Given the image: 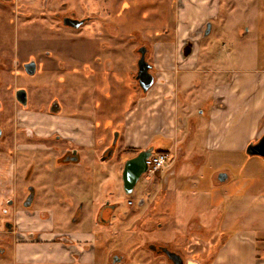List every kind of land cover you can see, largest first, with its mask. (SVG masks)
<instances>
[{
    "label": "rangeland",
    "instance_id": "rangeland-1",
    "mask_svg": "<svg viewBox=\"0 0 264 264\" xmlns=\"http://www.w3.org/2000/svg\"><path fill=\"white\" fill-rule=\"evenodd\" d=\"M35 1L42 4L43 0ZM50 1L54 4L56 0ZM218 2H221L224 11H221L217 18H213L212 28L205 35L206 24L199 23L201 19L195 18L194 14L189 16V23L182 27V38L189 40L187 51L192 50L191 45L195 46L197 38L201 37L197 47L199 70L179 68L177 71L178 74L180 73V79L185 76L191 86L179 83L177 79L176 88L167 85L163 87L164 89L159 87L156 68L164 65L165 62H161V59L166 61L169 57L157 58L158 52H155V47L158 43L174 42L176 6H179V3L181 6L179 11L182 13L184 11L181 8L184 4L204 7L205 0H130V7L124 10L125 16L122 17L121 11L116 10L113 19L116 33L110 38L111 48L108 52L113 61L110 73L99 69L94 86L88 83L85 88L79 83L76 88L68 87L63 90V103L67 112L76 113L78 108L75 103L76 101L79 103V100H81L80 111L84 106L87 112H93L91 108L95 105V113L82 111L83 113L81 112L78 117L90 121L89 123H93L97 128L93 137L97 148L89 147L93 146L92 143L85 148L87 152L84 153L80 163L68 165L58 163L56 156L59 150L56 144L52 143L50 149H33L25 146L14 152L16 187L13 198L16 200L18 210H23L29 216V218L24 216L27 220L36 211L48 210L53 216L50 222L54 226L51 230L72 235L77 232L89 234L94 237L93 243L98 255L105 256L114 251L122 255L125 264L146 263L153 257L161 262H170L164 253L154 251L149 245H165L184 260L189 258L202 262L205 256H208L206 260H209L210 255L217 248L208 247L207 242L209 239L212 241V234L220 225L218 222L220 214L217 210H222L221 204H218L217 210L210 212L212 200L216 190L222 186L230 187V182L216 185L215 179H212L215 169L210 168L211 165L207 162L200 167L194 165V153L186 151L176 159L177 163L170 162L175 160L173 132L177 131L174 129L178 124L177 113L181 116L184 112L183 108L190 106L195 112L190 121H195L202 115L199 111L204 109L206 111L210 105L206 102L210 88V86L207 88V85L212 84L214 79L212 75H204L203 79L204 73L201 71L203 68L210 70H216L217 67L238 68L243 63H251L252 60L261 65L262 57L253 58V55L259 53L257 51L259 46L264 50V0H218ZM207 4L210 7V3ZM3 22H0V34L3 35V40L0 42L6 43L4 35L8 34L9 37L6 38L8 45L13 47L16 44L21 50L15 51L14 56L18 55L23 59L27 51L28 31H23L21 37L10 36L14 31L6 20ZM240 27L249 29V33L243 38L237 34V29ZM20 38L25 39L20 40ZM75 38L74 34L63 37V42L69 40L68 43H64L63 49L70 48L73 50V55L80 57L83 53L86 56L89 52V48H86L87 42L81 44ZM184 39L181 44L184 43ZM141 44L147 47L146 60L152 65L150 72L156 79L146 93L136 87L134 80L139 57L137 51ZM149 46L152 48L151 51L148 50ZM10 70L15 72L14 69L8 71ZM40 75L45 81L50 80L51 84L55 82L53 72ZM195 81L200 83L196 85ZM14 89L12 84L1 87L0 99L2 98L3 102H11ZM45 89L43 91L50 95V98L58 97L55 88ZM0 115L4 130L3 137H6L10 133L11 126V116L6 104ZM189 124L187 123L188 126ZM116 133H120L115 144L116 151L109 161H101L102 149H97L109 143L113 144ZM21 138H23L21 141L27 143L34 142L23 136ZM100 140L102 143H99ZM202 140L200 133L191 136V142L200 150H203ZM149 141L155 149L170 152L172 156H168L166 165L152 178L147 179L146 174L142 176L133 192L128 195L123 190L121 175L124 162L133 153L121 155L118 152L126 146H133L132 150H143L141 147ZM66 146L75 148L79 144L74 142L69 145L63 140V150ZM173 174L175 177H171ZM194 175L200 180L198 187L192 184L191 176ZM168 178L174 179V182H170ZM187 182L191 183L186 184ZM30 188H33L36 197L33 207L29 210L23 207V202ZM130 200L132 203H129ZM8 202V200H0V210L7 209ZM104 202L115 205L113 217L108 224L97 222ZM46 219L50 220L51 217ZM9 221L13 226L19 225L16 216L11 217ZM194 222L198 224L196 228ZM3 235L5 236V232ZM194 238H200L203 243L199 244L198 241L197 245L193 242ZM2 243L6 251L0 255V264H11L12 245L0 241V244ZM194 249H200L201 255L189 253Z\"/></svg>",
    "mask_w": 264,
    "mask_h": 264
},
{
    "label": "crops",
    "instance_id": "crops-1",
    "mask_svg": "<svg viewBox=\"0 0 264 264\" xmlns=\"http://www.w3.org/2000/svg\"><path fill=\"white\" fill-rule=\"evenodd\" d=\"M206 1L204 7L197 4L195 7L184 4V7L181 8L184 11L182 13L179 11L181 7L179 3V6H176L177 21L174 42H163L156 45L157 58L169 57L166 61L161 59V62H165L164 65L156 68L161 89H164L163 87L167 85L176 88L177 79L179 83L182 82L184 85L191 86L185 76L180 79V73L178 74L177 71H179V68L199 70L197 68V47L201 37L197 38L196 47L191 40L190 43L193 49L187 51L189 40L182 38V27H185L184 24L189 23V16L194 14L196 15L195 18L201 19L199 23L206 24V27L209 26L208 28L205 27V35L212 28L213 18H217L220 12L224 11L221 2H218V0ZM207 3H210V7ZM194 24H196L195 21ZM248 33L249 29L247 28L240 27L237 29L240 38L245 37ZM183 39L184 43L181 44ZM150 49L152 50L149 46L148 50ZM257 51L262 55L257 53L253 55V58L261 56V65L254 63L252 60L251 63H243L238 68L220 69L217 67L216 70L203 68L201 70L204 73L203 79L204 75H212L214 79L212 84L209 85L208 83L207 85V88L209 86L210 88L206 102L210 105L206 111L205 109L199 111L202 115L200 118H196L195 121H190L193 113H195L190 106L183 108L184 112L181 116L177 113L178 124L174 126L177 131L173 132L175 139V156L173 157L175 160L170 162L175 163L181 154L188 151L195 154L194 165L200 167L201 164L207 162L211 165L210 168L215 169L212 179H215L216 185L230 182V187L222 186L217 189L212 200L210 212L216 211L218 204L222 206L221 211L220 209L217 210L220 214L218 221L220 225L213 232L212 241L209 239V242H207L208 247L217 248L216 251L210 255L208 261L206 260L208 256H205L202 262L189 258L184 260L182 257L183 264H264V158L249 156L245 152L246 146L250 142L258 140L264 133V50L259 46ZM164 53L166 54L164 55ZM191 55L193 57H190ZM155 81L154 77V83ZM199 83V81H195L196 85ZM205 83L204 85H206ZM75 104L81 108L77 101ZM82 107L81 112L88 111L84 106ZM78 116L64 113L63 122L67 124L65 130L68 135L75 137L76 141L74 142L79 144L78 147L73 148L72 152L79 154L82 160L84 153L87 152L85 148L94 141V130L89 132L92 123ZM187 123H190L189 126ZM195 133H200L203 138L201 145L203 150H200L195 143L191 142V136ZM148 144H151V141L143 146ZM89 147L94 148V146ZM166 153L169 154L170 152ZM15 162L10 152L0 149V200L10 199L9 202L13 200V203L7 207L8 213L0 210V234L4 232V223L6 221L10 222L9 219L14 217L15 212L17 220L27 215L24 211L18 210L16 200L13 198L16 187ZM68 164L70 163H63V165ZM64 167L69 168V166ZM204 168L206 169V167ZM220 175L225 176L223 181L219 179ZM171 177H175L174 174ZM178 177L183 178L185 176ZM191 178L194 187H198L200 180H197L195 175ZM196 181L197 183H195ZM170 182L173 183L174 179H171ZM190 183L187 182L186 184ZM52 217L51 215V219L46 220L44 224V227L50 228L42 236L44 243L30 240L13 242L11 264H125V259L120 253L112 251L107 255L105 254V256L98 255L93 243L94 237L89 236V234L80 232L74 233V235L63 233L62 243L57 238L61 236L59 235L60 232L51 230L54 226V224H51ZM26 221L28 222V220ZM26 221L25 225L27 224ZM193 224L194 228L198 226L197 222ZM31 227L32 229L38 228V225L31 223ZM194 239L193 242L195 243L198 241L199 244L203 243L200 238ZM200 252V249H194L189 253L201 255ZM117 254H120V257L118 256V260L113 261V256ZM170 262H161L153 257L148 259L146 263L140 264H171Z\"/></svg>",
    "mask_w": 264,
    "mask_h": 264
},
{
    "label": "flooded vegetation",
    "instance_id": "flooded-vegetation-1",
    "mask_svg": "<svg viewBox=\"0 0 264 264\" xmlns=\"http://www.w3.org/2000/svg\"><path fill=\"white\" fill-rule=\"evenodd\" d=\"M129 7L130 0H56L54 4H52L50 0H43L42 4H39L35 0L28 2L21 0H0V22L6 20L8 25L11 26L14 33L10 34V36L21 37L23 31H28L27 51L23 59L19 58L18 55L14 56L15 51L20 52L21 50L20 47H16V44H14L13 47L8 45V40L6 39L7 36L9 37L8 34L4 35L6 37L4 38L6 43L3 44V41L0 42V90L4 85L12 84L15 87L11 102H3L2 98L0 99V111L6 104L11 116L10 133H8L6 137H3L4 130L1 122L2 117L0 115L1 150L10 152L15 160L14 152L20 147L27 146L33 149H50L52 143L54 145L56 144L55 146L59 150V154L56 156L58 163L63 164L70 158L77 159L78 155L76 152H72L73 148L66 146L63 150V140L67 141L69 145L76 141V138L69 136L65 130V125L67 124L63 122V115L64 113L69 114L70 112H67V109L64 107L63 90L68 87L76 88L79 83L81 87H85L88 83L94 86L95 76L99 69L108 74L110 73L113 61L108 52L111 48L110 38H113L116 33V28L113 26V19L116 16L115 12L119 9L123 17L125 16L124 10ZM65 21L74 23L81 22V24L79 27H73L65 25ZM208 25L209 23L207 26ZM72 34L75 35V40L81 42V44L87 42L86 48H89V52L86 56L82 53L79 57L78 55H73V50L70 48L63 49L64 43H68L69 41L66 40L63 42V37H68ZM24 39L25 38H20V40ZM0 40H3L2 34H0ZM140 46L143 45L141 44ZM137 52L139 54V59L140 53L139 51ZM30 64L31 67L34 68L33 73L27 72V70H30L27 66ZM9 69H14L15 72L11 70L8 71ZM137 71L138 67L134 74V80L136 82V87L142 91L136 79ZM47 72H53L55 74V82L53 84H51L52 82H50V80L45 81L42 79L40 75ZM14 74L16 77H14ZM47 84L48 86H46ZM46 87L55 88L56 94H59L58 97L50 98V95L48 96L43 91L46 90ZM20 89L26 92L25 103L20 102L17 98V91ZM0 97H2L1 92ZM80 102L81 100H79V103ZM93 107L91 111H94L87 113H95V105ZM77 108L78 110L76 113H70V115L78 116L81 114L78 106ZM91 125L92 127L89 128L88 131L94 130V137L97 128L94 127L95 125H93V123ZM21 136L34 142L27 143L21 141L23 140ZM119 137L120 133H116L113 144L110 145L109 143L97 149H102V154L100 156L101 161H109L111 159L113 152L116 151L115 144ZM95 142L94 139L93 146L97 148ZM100 142L102 143V140H100L99 143ZM132 148V146H126L124 149L119 150L118 154L122 155L132 152L133 155L129 158L132 159L141 151L149 150V158L153 153L160 151L159 149H155L151 144L141 147L143 150H132ZM80 161L81 157L78 156L77 163H80ZM127 161L124 162V165ZM29 175L30 172L28 173V177ZM144 175L145 173H143L140 178ZM14 177L16 181V175ZM35 197L33 188H30L23 202V207L30 210L33 207ZM145 199L146 198H143V200ZM12 203L13 200L8 202V204ZM114 210V204L104 202L97 218L98 223L108 224L113 216ZM2 211L6 213L9 212L5 208H3ZM39 213L44 214L40 215ZM13 216H16V212ZM47 216L51 217L48 210H39L30 216L28 222L24 216L21 218L18 217L19 225L17 226H13L11 222L6 221L4 223L5 236L1 233L0 237H2V239L0 241L8 245H12L15 241L23 240L44 243L42 236L50 229L44 227L47 220L46 218H50ZM27 217L29 218V216ZM44 217L45 219H43ZM25 221L27 222L26 225ZM31 223H36L38 228L32 229ZM59 235L61 236L57 238L63 243V233ZM3 244L4 243L0 244L1 254L5 253ZM149 247L153 248L151 245H149ZM162 247L166 246L155 245V249L153 248V250L161 252L160 249ZM118 256V254L113 256V261L118 258Z\"/></svg>",
    "mask_w": 264,
    "mask_h": 264
},
{
    "label": "water",
    "instance_id": "water-1",
    "mask_svg": "<svg viewBox=\"0 0 264 264\" xmlns=\"http://www.w3.org/2000/svg\"><path fill=\"white\" fill-rule=\"evenodd\" d=\"M65 25L73 26V27H79L81 22H70L65 21ZM140 58L137 61V76L136 79L138 80V84L143 92H147L152 85L154 84V76L150 72V69L152 65L146 60V47L141 46L139 48ZM27 68H30V70H27L28 73H33L34 68L31 67V64L27 66ZM17 98L20 102L25 103L26 102V92L23 89H20L17 91ZM245 152L249 156H259L264 158V133L256 140L255 142H250L245 149ZM77 154V153H76ZM150 154L149 150L141 151L137 156H135L132 159H129L122 170V184H123V190L126 194H131L140 178V176L146 172L147 170V164L146 159L148 158ZM79 156V154H77ZM78 156L76 158H70L67 159V162L71 163H77ZM223 175L219 176V179L221 181L224 180ZM141 204V201L139 202ZM155 249V246H153ZM162 253H164L168 259L171 261L172 264H183L182 257L174 252L169 250L167 247H162L160 249ZM2 251L0 250V254ZM118 260V258H116Z\"/></svg>",
    "mask_w": 264,
    "mask_h": 264
},
{
    "label": "built area",
    "instance_id": "built-area-1",
    "mask_svg": "<svg viewBox=\"0 0 264 264\" xmlns=\"http://www.w3.org/2000/svg\"><path fill=\"white\" fill-rule=\"evenodd\" d=\"M168 156H170L168 153L156 152L147 159V170L145 172V174L148 175L147 179L152 178L166 165ZM129 203H132V200H130Z\"/></svg>",
    "mask_w": 264,
    "mask_h": 264
},
{
    "label": "trees",
    "instance_id": "trees-1",
    "mask_svg": "<svg viewBox=\"0 0 264 264\" xmlns=\"http://www.w3.org/2000/svg\"><path fill=\"white\" fill-rule=\"evenodd\" d=\"M159 152H164V153H166L165 151H161V150H160Z\"/></svg>",
    "mask_w": 264,
    "mask_h": 264
}]
</instances>
